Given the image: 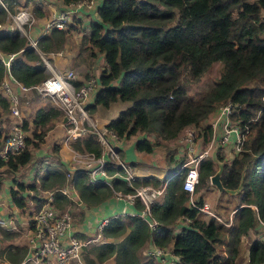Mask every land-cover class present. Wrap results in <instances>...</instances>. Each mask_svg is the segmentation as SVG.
Masks as SVG:
<instances>
[{
  "label": "trees",
  "instance_id": "16d2710c",
  "mask_svg": "<svg viewBox=\"0 0 264 264\" xmlns=\"http://www.w3.org/2000/svg\"><path fill=\"white\" fill-rule=\"evenodd\" d=\"M3 1L8 10L18 7L16 0ZM76 1L62 0L64 4ZM39 8L40 2L32 3L34 14H38ZM95 14L96 19L90 20L82 32V46L77 48L86 52V56L101 54L104 64L95 81L97 88L93 95H88L84 109L91 112L96 105L107 107L116 101H127L128 105L104 127L118 139L142 133L134 141V149L151 153L161 141H173L190 125L198 128L206 141L211 131L205 122L208 115L222 102L238 103L240 107L230 116L243 130L240 149L229 162L223 161L220 182L225 188L235 189L241 181V187L234 195L222 192L215 208L211 206L218 213L220 209L224 214L231 212L227 226L186 206V192L181 187L183 170L179 169L183 156H178L174 147H165L163 164L169 178L161 196L148 208L149 216L157 224L150 228L147 220L138 214L111 216L102 228L103 241L80 246L81 262L237 264L242 252L245 253L243 264H264V228L258 221H264V0H100ZM5 17L6 10L0 4V24ZM67 25L51 26L36 39L40 54L47 57L49 52L62 48L69 30L76 28ZM88 49L91 51L87 54ZM0 53L15 54L7 67L0 59V84L8 72L18 84L28 87L27 92L37 93L31 87L47 74L40 55L27 39L16 29L0 28ZM216 63L217 76L211 84L198 96L188 94L187 85L200 80ZM83 77L88 78L89 74L84 73ZM72 82L75 87L81 84L77 78ZM8 114L7 98L0 91V144L4 136L1 117ZM60 114L48 103L38 105L29 121L19 122L24 132L28 131L23 148L5 159L0 158V187L3 179L10 177L8 193L15 206L22 207L30 199L36 209L43 190L69 182L84 207L98 205L115 192L133 193L137 185L160 183L153 175H141L134 176L132 184L127 185L117 175L108 186L104 182H91L81 169L67 178L66 166L54 160H47L41 168L36 166L30 181L20 180L14 174L34 158L32 152L44 141ZM146 133L152 134L151 140L145 137ZM70 144L76 151H87L94 156L102 150L91 132ZM56 149L54 145L51 152ZM34 160L45 159L40 156ZM214 168L210 156L200 160L195 191L208 189V177ZM104 171L120 173L121 168L107 162ZM197 198L202 202L201 194ZM69 201L59 191L53 193L52 202L58 209ZM132 205L136 209L141 207L136 197ZM177 222L178 226L174 227ZM72 223L73 220L71 227ZM254 232L256 235L249 238ZM0 233L2 239H12L15 235L5 230ZM75 237L85 240L88 236L75 232ZM245 237L249 239L244 244ZM148 244L169 253L160 261L147 252L150 248L144 249ZM26 250L24 244L0 245V263L18 264ZM39 264L46 262L42 259Z\"/></svg>",
  "mask_w": 264,
  "mask_h": 264
},
{
  "label": "built area",
  "instance_id": "2783aa9c",
  "mask_svg": "<svg viewBox=\"0 0 264 264\" xmlns=\"http://www.w3.org/2000/svg\"><path fill=\"white\" fill-rule=\"evenodd\" d=\"M0 4L5 8L6 14L11 21L7 27H2L0 24V28H8L9 30H14L13 28L17 29L20 35L27 38L28 44L37 51L36 40L32 39L29 34H26V31H23L25 25L29 28L33 23V17L30 15L29 11L21 7L17 9V11L9 12L3 0H0ZM93 7L94 0H78L75 3H71L68 8L60 10L55 17L44 24L41 28L44 29V31L41 32L40 35L45 33L51 26L64 28L70 22L76 8L89 9ZM14 55V53H8L6 54V58H3L0 53V59L7 67ZM40 57L44 64V71L46 70L48 74L31 88L35 89L38 95L49 100L51 106L60 111L62 115L61 123L64 128L63 140L69 143L91 132L95 134L96 139L102 147V151L98 156H94L87 151H83L85 155L83 156L78 154V151L74 150L76 151L75 156L80 155L79 157L77 156V159L81 160L80 162L83 165V167L79 166L77 169L84 170L90 181H95L97 174H103L106 179L118 175L125 180L127 185H131L135 174L131 165L122 159L117 152V145L115 142L119 140L118 137L105 127L100 131L93 120L87 115L83 107L84 100L87 99L95 85L94 79L89 77L78 87H75L72 82V80L75 79V74L71 70L58 71L47 59L42 57V55H40ZM6 74L8 78L3 79L0 85L2 92L7 98L9 115L14 117L15 120L11 125V130L7 134H4L0 144V158L3 159L7 158L9 155L18 153L24 146V139L26 136L19 123L20 96L17 91L12 90L10 86L11 82L16 83L22 90H28V87L18 84L14 79L12 80L8 72ZM237 107H240V105L230 100L216 106L211 118H206L208 122L205 120L211 130V134L206 141L202 140L201 134L193 132L191 129L187 128V126L184 127L176 137L181 145L175 151L178 155L183 156L179 169L183 170L181 187L186 192V206L194 208L203 214L213 216L225 226L230 224L231 212L229 213L227 221L220 220L219 216L211 211L206 202H198L195 185L198 178V164L201 159L209 157L213 146H217L218 148L220 146L226 147H223V149L227 151V156L229 158H232L240 149L243 130L230 116ZM105 134H108L110 138L106 137ZM201 143L203 145H201ZM105 155L107 158L104 157ZM230 160L231 159H229V161ZM107 162L119 166L121 172L118 173V171H116L109 175L106 174L104 165ZM71 176L72 173H66L67 178ZM168 178L169 177L164 176L157 186L142 184L135 186L133 193L121 194L120 192H115V194L132 200L136 197L141 203V213L139 215L147 220V224L150 228H153L157 223L149 216L148 208L152 201L161 196ZM70 187L71 185L66 183L58 188L43 190L40 193L41 203L36 209L32 210L29 218L27 250L18 264H23L24 262L39 264L42 259L51 264H69L73 261L78 262L80 260L79 249L82 244L99 243L104 240L102 228L106 224L108 218H101L93 234L88 236L85 240H79L70 233L72 217L68 209L69 207L58 209L52 202L53 193L55 191H59L67 196V198L72 199L73 196L69 191ZM258 221L264 228V221L260 219H258ZM1 223L2 221L0 219V224ZM147 252L153 253L160 261H163L166 254H168L167 250L157 247Z\"/></svg>",
  "mask_w": 264,
  "mask_h": 264
},
{
  "label": "crops",
  "instance_id": "0c3cea01",
  "mask_svg": "<svg viewBox=\"0 0 264 264\" xmlns=\"http://www.w3.org/2000/svg\"><path fill=\"white\" fill-rule=\"evenodd\" d=\"M96 1V3H95ZM18 7L17 9L24 7H30L31 11H32V3L34 2H40L41 3V8L40 11L38 12V14H34L33 13V23L32 25H30V27L26 30V34H29L30 37H32V39H37L41 32L44 31V29H41L44 24L52 19L53 17H55L60 10L66 9L70 6V4H64L62 2V0H16ZM100 0H94V7L93 8H76V10L73 12V15L71 17L70 20V24H72L71 22L74 21L79 28L77 29V34L75 33H71V30H69L68 32V36L71 35L70 37H67V39H72L74 44L76 42H78V38H80V34L81 31L83 32L84 29H87V26L90 22V20L96 19V14H95V10H96V6L99 4ZM73 17L75 18L73 20ZM25 37V36H24ZM26 38V37H25ZM27 39V38H26ZM66 39V40H67ZM85 46V45H83ZM79 49L77 47H75V45H69L66 41L64 42L62 48L53 51V52H49L47 54V60L53 65V67L58 70V71H64L65 69H71L73 71V73L75 74V78H77V81H79L80 83H83L85 81L86 78L83 77L84 73L89 74L90 78H93L94 81L97 80L98 75L101 71V69L103 68V59L101 54L96 53L95 50H93L95 52V56H90V60L87 59L86 56V52L83 51H78ZM91 51V49L87 50V54ZM58 53V54H57ZM2 55V54H1ZM3 58H6V55H2ZM84 58V59H83ZM85 60H86V64H85ZM85 64V66H87L86 68L83 69L82 74L78 75L76 73L77 68L83 66ZM76 68V70H75ZM5 78H8V75L5 74ZM96 82H94L95 84ZM11 88L12 90H15L18 92L19 96L22 95V93H24V91L27 90H22L18 87V85L16 83H12L11 82ZM1 87V85H0ZM97 88V85L95 84L92 88V92L91 95L94 94L95 90ZM21 98H23L21 96ZM20 98V100H21ZM92 98H90L91 101ZM126 101L123 102H113L112 107H116V112H118L120 109H123L124 107H126L128 105V103H124ZM37 106H35L36 108ZM20 120L22 119V112H21V103H20ZM34 112V108L31 111V114H28L27 117L23 116V119L29 121L31 119L32 113ZM117 113H115L116 115ZM213 112L210 113L208 115V118H211ZM60 117V118H59ZM55 122H54V129H57L58 132H60V137L58 138V141H49L47 142L46 140V136L48 135L47 132H49V129L45 136H44V141L37 147L38 149H36V152H40L35 154L37 155L36 157H43V154L45 151H47V154L44 155V161L42 162H37L35 161L32 157L31 162L33 165L31 170H24L19 168L18 171L14 174L15 176H17L20 180H22L23 182H28L32 179V176L34 175V168H41L43 166V164L48 160V161H59L62 164H64L66 166V170L67 173L69 172V174L72 173V176L75 172V169H77L79 166L83 167L82 163L80 162L81 160H78L76 155V151H74L75 149L71 146V142L67 143L63 140V135H64V128L62 125V115L60 114ZM114 117V116H113ZM15 118L11 117L10 115H3L1 117V127H2V131H5V125L4 124L8 121L10 125H12V123L14 122ZM109 120V119H108ZM104 121L102 123V126L108 121ZM207 121V120H206ZM208 122V121H207ZM95 123V122H94ZM97 126H99L97 123H95ZM56 133V132H55ZM141 137L140 133L135 134L134 136L129 137L128 139H119L120 142H117V147L119 148V151L121 150L122 153L120 154V156L122 157V159H124L125 161H127L128 163H130V165L135 169L134 174L135 176H141V175H153L156 178H158L161 182L162 178L164 176H167V169L165 168L164 164H163V154H161L160 156L161 161H159L158 164H156V160L155 159H151V164L149 165V163H144L142 161L146 160L148 161V154L147 152H139L136 151L134 149V141L138 138ZM45 144H50V146H46ZM57 145V154H56V158L52 159L50 158V150H53V146ZM224 147V146H223ZM226 148V147H224ZM35 151V150H34ZM34 151L32 152V155L34 154ZM55 151V150H54ZM102 151V150H101ZM79 152V151H78ZM77 152V153H78ZM55 153V152H54ZM152 154L154 155V150L152 152ZM228 153H226L225 151V155L223 156L222 161H229V158L227 156ZM63 155V156H62ZM105 158L106 155L104 156ZM127 159V160H126ZM136 159V160H135ZM150 159V158H149ZM138 161H140L139 164ZM214 163V162H213ZM146 164V165H145ZM215 164V163H214ZM147 167L150 166L152 168L155 169H159L163 172V170L165 169V175H163L162 177H157V175L151 173V172H138V168L139 167ZM215 166V165H214ZM23 168V166H22ZM23 173V174H21ZM148 173V174H147ZM108 174V173H106ZM109 175V174H108ZM35 180L37 179V175H35ZM115 177V176H114ZM112 177L110 178H105L103 174H97L96 175V180L95 181H91V182H104L105 184H107L108 186H110V180ZM29 179V180H27ZM10 177H5L3 179V183L0 187V219L2 221V223L0 224V231L1 230H5L7 232H12L15 233L14 237L12 239H2L0 237V245L6 244V243H12V244H24L27 246V239L29 236V232H28V227H29V218L31 215L33 208V203L30 199H26L25 200V205H23L22 207H17L15 206L11 201H10V197H9V193L8 190L10 188ZM69 185H71V187L69 188L70 193L72 194V199H68L70 200L67 204H65L64 206L69 207V211L70 214L72 216V227L70 229V233L73 234L75 236V232H82L85 235L89 236L91 234H93L95 227L98 223V221L101 218H110L111 216L114 215H121V214H140L141 213V207L140 209H136L133 205L132 199H128L124 196H120L117 194H112L111 197L107 198L106 200H104L103 202L99 203L98 205H89L87 207H84L83 204H80V200L77 197L76 191L74 189V187L72 186V184L69 182L67 183ZM40 193V192H39ZM28 194H31V191H28ZM134 199V198H133ZM139 201V200H138ZM140 203V202H139ZM141 204V203H140ZM75 214V215H74ZM81 214V215H80ZM178 222L175 223L174 227L178 226ZM25 234V239L22 240L21 237L17 236L18 233H23ZM1 235V233H0ZM150 248L148 250H151L155 247H153L152 245L148 244L147 247H144V249ZM75 264H82L81 260H79L78 262H74ZM1 264V263H0Z\"/></svg>",
  "mask_w": 264,
  "mask_h": 264
},
{
  "label": "rangeland",
  "instance_id": "374dc122",
  "mask_svg": "<svg viewBox=\"0 0 264 264\" xmlns=\"http://www.w3.org/2000/svg\"><path fill=\"white\" fill-rule=\"evenodd\" d=\"M14 9V8H13ZM28 11H29V13H30V15L33 17V12L31 11V9H30V7H27L26 8ZM9 12H13V11H11V10H8ZM14 11H17V7L15 6V9H14ZM75 18H73V20H74ZM11 23V21H10V18L7 16V14H6V17H5V21L3 22V23H1V26L2 27H7V25H9ZM72 23V25H75L76 26V28H74V29H72L71 30V33H75V34H77V29L79 28V26L74 22V21H72L71 22ZM65 27H68V25H66ZM14 30H15V28H13ZM28 28H27V26L25 25L24 27H23V31L25 32L26 30H27ZM17 30V29H16ZM82 31H81V34H80V38H78V42H76L75 44H74V42H73V40L72 39H67L66 40V42L69 44V45H75V47H77V46H82V44H81V36H82ZM71 35H69L68 37H70ZM24 37V36H23ZM37 53L39 54V55H42V57H44L45 59H47V57L45 56V55H43V54H40L39 53V51L37 50ZM83 54H84V52H83ZM90 58V56H87V59L88 60H90L89 59ZM85 64H86V60H85ZM85 64L83 65V66H81V67H79V68H77V70H76V68H75V70H76V73L79 75H81L82 74V72H83V69L84 68H86L87 66H85ZM88 68V67H87ZM66 71H68V69H65ZM72 71V70H71ZM217 71H218V64L216 63V64H214L201 78H200V80H198L197 82H192V83H190L189 85H187V92H188V94H191V95H193V96H198L199 94H201V92H203L210 84H211V82L215 79V77L217 76ZM73 72V71H72ZM45 73L46 74H48L47 73V71L45 70ZM84 76V75H83ZM89 78V77H88ZM87 79V78H86ZM0 91L2 92V90H1V87H0ZM21 96L23 97V98H21ZM20 98H21V100H20V103H21V112H22V119H23V116L24 117H27V115L28 114H31V111H32V109L34 108L35 109V106H38V105H40V104H45V103H48L50 106H51V104H50V102L49 101H47L46 99H44L43 97H41L40 95H37V93H35V92H27V91H24V93H22V95H20ZM85 101L86 100H84V102H83V104L85 103ZM117 102H119V101H117ZM124 103H128L127 101L126 102H124ZM112 104L113 103H111L110 105H108L107 107H103V106H101V105H96L94 108H93V110L91 111V112H88V111H86V113H87V115L93 120V122H95V123H97L99 126H97L96 124V127H98L99 129H100V131L101 130H103V128H104V125L102 126V123L104 122V121H106V120H108V119H110V118H112L113 116H115V113H117L116 112V107H112L111 108V106H112ZM9 115V114H8ZM7 124V125H6ZM6 125V126H5ZM4 126H5V131H3L4 132V134H7L10 130H11V125L9 124V122L7 121L5 124H4ZM53 126H54V124H53ZM53 126L51 127V129L49 130V132H47L48 133V135L45 137L46 138V140H47V142H49V141H58V138L60 137V132H58L57 131V129H54L53 128ZM192 125H190V126H187V128H189V129H191L193 132H195V133H199V130H198V128H196V127H194V126H192ZM56 132V133H55ZM25 133L27 134L28 133V131L26 130L25 131ZM144 134V133H143ZM200 134V133H199ZM211 134V133H210ZM210 134L209 135H207L206 136V138L207 137H209L210 136ZM141 136H142V133L140 134ZM105 136L106 137H108V138H110L109 136H108V134H105ZM145 137H147L148 139H152V134H147L146 133V135H145ZM119 142H120V140H118ZM117 141V142H118ZM117 142H115L116 143V145H117ZM165 143V144H164ZM46 146H50V144H45ZM181 145V143H180V141L178 140V138L177 139H174L173 141H161V143L160 144H158V145H156L155 147H154V155L152 154V152L151 153H149L148 154V157L150 158H148V161H146V160H144V161H142L143 162V164L144 163H149V165L152 163L151 162V159H155L156 160V164H158L159 163V161H161V154H164V148L166 147V148H169V149H172L173 147H174V149H176L177 150V148L179 147ZM201 145H203L202 143H201ZM40 147V146H39ZM38 147V148H39ZM38 148H36V149H38ZM116 148H118V147H116ZM36 149H35V151H34V154H33V156H34V158L37 156V155H35V154H37V153H39L40 154V152H36ZM119 149V148H118ZM213 150H215V153L218 155V156H220V157H222L223 158V156L225 155V151L226 150H224L223 149V147H217V146H213L212 148H211V152L213 151ZM117 152L119 153L120 151L119 150H117ZM210 152V153H211ZM175 153V152H174ZM226 153H227V151H226ZM45 154H47V151H45L44 152V154H43V157H44V155ZM56 154H57V151L54 153V152H51V150H50V158L52 159V157L53 158H56ZM78 154H80V155H83V156H85L84 155V153H83V151H79L78 152ZM176 154V153H175ZM80 155H77V156H80ZM120 155V154H119ZM63 156V155H62ZM176 156H177V154H176ZM178 156H180V155H178ZM210 156V155H209ZM121 157V156H120ZM122 158V157H121ZM127 160V159H126ZM136 160V159H135ZM32 161H30L29 163H27L26 165H24L23 166V168H21V169H24V170H31V168H32V166L33 165H31L32 163H31ZM138 163L139 164H141L140 163V161H138ZM130 164V163H129ZM145 164V165H146ZM215 165V168L214 169H216V163L214 164ZM141 166H142V164H141ZM132 167V166H131ZM132 169L135 171V169L132 167ZM151 172V173H153V174H155V175H157V177H162L163 175H165L166 173V171H165V169L163 170V172L161 171V170H159V169H155V168H152V167H150V166H147V167H145L144 168V166L143 167H139L138 168V172ZM136 172V171H135ZM165 173V174H164ZM148 174V173H147ZM27 180H29V179H27ZM207 186H209L208 187V189L207 190H200V191H196V196L198 197V194H201V196L203 197L202 198V202H206L207 204H208V207H210V209H211V211L212 212H214L217 216H219V218H220V220H222V221H225L224 219H225V217H227V220H228V218H229V210H228V212H227V214H224V211L222 210V209H220V212L221 213H218V212H216V210L215 209H213V207L215 208V206H214V204H215V202L217 201V199L220 197V195H221V193H218L217 192V189L215 188V186H213L212 184H208L207 183ZM225 200V197L222 199V201H224ZM232 203H233V201L232 202H230V204H228L227 205V207L228 208H231V206H232ZM211 206H213V207H211ZM60 208V207H59ZM62 208H67L66 206H63V207H61V209ZM75 215V214H74ZM72 217V216H71ZM256 235V233L254 232V233H250V235H249V238H251V237H254ZM17 236H19V237H21V239L22 240H24L25 239V234H24V232L23 233H18L17 234ZM248 237H245L243 240H244V244L247 242V240L249 239ZM243 244V245H244ZM241 249H242V246H241ZM164 250H166V249H164ZM168 251V250H167ZM241 251V250H240ZM168 253H169V251H168ZM153 254V253H152ZM239 254H240V252H239ZM244 255H245V253H242L241 252V254H240V256H239V258H238V260H237V264H243V262H244ZM80 258V257H79ZM75 261H73V262H70L69 264H75L74 263ZM46 264H51V263H49V262H46ZM77 264V263H76ZM82 264H83V262H82Z\"/></svg>",
  "mask_w": 264,
  "mask_h": 264
},
{
  "label": "water",
  "instance_id": "95a60500",
  "mask_svg": "<svg viewBox=\"0 0 264 264\" xmlns=\"http://www.w3.org/2000/svg\"><path fill=\"white\" fill-rule=\"evenodd\" d=\"M12 80V76L10 75L9 76ZM215 150H213L211 153H210V158L212 159V161L214 163H216V169L214 170V172L209 176L208 178V181L210 184H212L213 186H215V188L217 189V192L218 193H227L229 195H234L236 192L239 191L240 187H241V181L238 182V185L235 189H228V188H225L221 182H220V173H221V169H222V165H223V161L222 160H219L216 158V155H215Z\"/></svg>",
  "mask_w": 264,
  "mask_h": 264
},
{
  "label": "clouds",
  "instance_id": "9594fccd",
  "mask_svg": "<svg viewBox=\"0 0 264 264\" xmlns=\"http://www.w3.org/2000/svg\"><path fill=\"white\" fill-rule=\"evenodd\" d=\"M209 182V181H208Z\"/></svg>",
  "mask_w": 264,
  "mask_h": 264
}]
</instances>
